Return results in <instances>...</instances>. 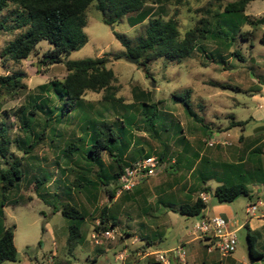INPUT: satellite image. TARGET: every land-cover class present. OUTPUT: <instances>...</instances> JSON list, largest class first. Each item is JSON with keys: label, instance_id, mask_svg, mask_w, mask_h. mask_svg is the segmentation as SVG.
<instances>
[{"label": "rangeland", "instance_id": "rangeland-1", "mask_svg": "<svg viewBox=\"0 0 264 264\" xmlns=\"http://www.w3.org/2000/svg\"><path fill=\"white\" fill-rule=\"evenodd\" d=\"M229 1L233 0H185L181 4L146 3L139 13H128L114 24L104 22L101 11L91 2L85 11L86 24L83 28L87 41L63 57L78 59L106 56L107 65L116 75L115 97L105 99L104 90H87L82 95L81 104L59 119L47 120L49 124H46L45 115L37 109L31 120L30 131H25L21 126L17 117L18 107L23 105L27 111L33 100L39 101L38 96L43 94L39 91L38 84L51 78H63L67 72L65 64L63 61H42L43 51L51 46L47 39L39 40L30 55L21 60H4L0 56V74L15 69H23L26 73L23 78L26 83L24 88L13 95L0 94V222L15 225L17 259L29 254L35 256L36 264H57L66 257L71 258L70 264H118L113 259L112 250L105 251V246H111L114 242L106 240L103 244L94 245L91 240L92 231L102 228L99 221L103 210L110 216V220L114 218L117 221L116 234L126 230L131 232L127 236L129 242L133 235L140 239L139 243L144 242L143 238L150 237L153 240L151 248L159 249L172 238L174 240L176 233L183 238L188 237L185 233L187 230L191 231L193 223L199 219L197 215L173 214L165 224L153 221L154 212L148 203L152 199L151 207L156 208L154 185L172 177L164 166L149 177V182L144 187L146 191H140L136 186L122 191L117 197L114 194L110 196L107 188L99 181L96 164L86 158L79 148L83 143L88 144L91 136V129L86 123L87 117L105 118L109 122L120 123L123 115L132 114L135 115L132 125L128 120L124 127L120 125L121 135L117 143L121 145L119 151L127 149V160L132 153H143L144 156L150 153L159 158L163 151L164 156L159 161L168 166L170 159L182 149L181 143L176 139L179 134H184L193 143L200 139L203 144V137L215 138L217 134L215 130L206 134L205 129L213 124L212 121L215 125L225 124L231 117L230 113L236 118L248 119L257 110L264 118V107L260 105L264 103V92L250 94V89L259 83L258 79L264 86V70L257 67L261 65L257 59L263 58L264 54V22L242 24L240 31H249L244 34L246 38L237 31L234 37L226 40L210 36L198 39L204 51L196 48L180 61L165 57L150 60L147 62V73L141 64L123 56L125 47L114 34L115 30L124 33L134 43L137 37L145 33L148 19L160 15L164 18L173 16L183 35L187 28L201 24V19L208 18L213 23L217 13ZM263 12L264 0H250L244 10L251 20L262 17ZM137 14L142 15L143 19L132 23L130 20ZM19 31L20 29L0 32V52ZM235 49L240 52L241 59L233 53ZM119 54L121 55L116 57ZM219 54L223 55V61L217 60ZM210 81L226 82L229 85L221 87ZM187 89L188 95L182 94ZM174 94L187 99L195 115H191L185 109L183 101L175 98ZM143 101L156 102L152 107H156L154 125L145 123V116L141 112ZM57 104L60 102L57 101ZM245 122L243 129L235 126L228 132L231 140L235 131L250 137L259 132L264 133V119H248ZM262 124L263 126L257 127ZM41 130L43 134L37 138ZM4 137L7 138L6 142ZM70 141L78 147L72 153L66 149ZM4 145L7 147L5 153L2 150ZM115 151L116 149L113 152ZM254 154L260 155L261 163L259 172H256L264 174V152H252L248 163L254 161ZM101 155L104 164L112 172L116 170V163L113 161L115 155H110L108 151H102ZM17 159L18 164L15 161ZM11 165L19 167L22 173L20 177L14 178L11 185L4 187L1 173ZM80 176L83 184L76 185L74 180ZM245 177L242 182L250 189L249 195H240L236 201L243 203L242 208L246 203H255L257 208L254 214L259 216L264 211V188H260L254 177L249 178V174ZM107 186L117 190L116 182L111 179ZM161 196L169 201L177 199H172L167 194ZM210 199L214 198L210 196ZM66 201L76 205L84 214L79 222L83 239L77 243L72 256L66 249L70 220L60 210H53L54 206L60 208ZM243 211L244 208L240 209V214H244ZM235 233L236 248L228 256H220L217 251L207 254V244L202 246V255L207 254L209 256L206 257L212 258L210 264H244L243 258L247 260V264H264V223L256 231L255 243L256 248L263 251L262 258L250 259L246 227ZM114 241H117L116 238ZM205 241L207 240L204 238L203 243ZM121 248L122 245L117 250ZM190 248L191 244H184L187 257ZM135 251L136 249L128 250L129 258L135 261L133 264H157L134 254ZM91 255L96 258L93 260ZM2 263L12 264L13 260H4Z\"/></svg>", "mask_w": 264, "mask_h": 264}, {"label": "trees", "instance_id": "trees-1", "mask_svg": "<svg viewBox=\"0 0 264 264\" xmlns=\"http://www.w3.org/2000/svg\"><path fill=\"white\" fill-rule=\"evenodd\" d=\"M185 0H0V32L12 31L20 29V31L10 39L2 48L0 56L4 60L18 61L26 58L36 48L39 40L47 39L51 46H48L42 53V61L44 62H62L66 67V74L63 78H51L45 82L38 84L39 91L43 96H38L39 101L33 100L30 108L25 111V107L21 105L17 109V117L21 126L25 131L32 128L31 120L35 117L37 109L44 115L46 124L47 120L59 119L60 116L66 115L70 110L75 109L82 103V95L87 90L100 91L104 90L103 98L115 97L116 75L113 69L107 65V57L86 56L78 59L64 58L72 50L78 49L87 41V35L84 32L86 24V8L94 2L95 7L101 11L102 20L108 24H114L128 13H136L146 3H175L181 4ZM250 0H233L227 2L223 6V10L217 13L212 23L208 18L201 19L198 25L189 27L181 35L177 20L173 16L164 18L157 15L148 19L145 33L137 37L132 43L130 37L126 34L114 31L115 36L125 47L123 53L129 56H136L137 62L142 65L145 73L148 72L147 62L158 57H165L168 60L180 61L182 58L189 56L194 49L204 51L203 46L198 43V39L213 38L228 39L235 36L237 31L246 38L245 33L249 31H240L241 25L244 23H261L264 22V15L255 20H251L248 14L244 13L245 7ZM142 15L137 14L130 21L132 23L139 22ZM238 59H241L240 52L235 49L233 52ZM117 55L116 57L120 56ZM223 55L219 54V61H223ZM26 73L23 69H15L11 72L0 74V94L13 95L19 89L24 88L26 83L23 78ZM213 85L226 87L229 83L210 81ZM237 89L239 87H236ZM39 92V93H40ZM189 93V89L182 94ZM174 97L183 101L185 109L195 115L190 109V104L182 95L174 94ZM57 101L60 104H57ZM141 112L145 116V123L154 125L156 117V102L147 103L143 101ZM233 117V114H229ZM54 117V118H53ZM120 123L107 121L105 118L86 119L87 127L91 129V136L88 144H81V152L86 158L94 162L97 166L98 178L109 191V195L114 194L115 189L109 188L107 182L111 179L116 182L124 167L130 161L125 159V153L120 152L121 145L118 140L121 135L120 125L124 127L126 120L130 125L135 120V115L126 114L121 118ZM243 120H230L229 126L241 125L243 128ZM113 124V125H112ZM116 126V127H115ZM181 131L182 128H179ZM131 132V130L129 129ZM41 130L37 138L42 136ZM178 139L184 141V134L177 136ZM4 141L7 138L4 137ZM32 145V144H31ZM66 149L73 152L78 149L77 144L73 141L67 143ZM114 149H116L115 152ZM3 152H7L6 145L2 148ZM102 151H108L110 155H115L113 161L116 163V170L113 172L104 164L102 159ZM162 156L158 159L161 160ZM16 164L19 160H15ZM112 166V165H110ZM113 168V166H112ZM22 171L16 165H11L1 173L4 187L11 185L14 178L20 177ZM82 176L74 180L76 185L83 184ZM39 181V180H37ZM261 183L264 186V174L261 177ZM118 186V185H117ZM203 190L213 193L218 201H231L240 195H249V190L243 182L239 183H221L211 188L204 186ZM44 198V197H43ZM45 199V198H44ZM175 210L172 202L166 203ZM206 207V202L197 196L192 202H182L178 204L176 210L183 215H199ZM54 211L60 210L62 215L67 217L70 222L68 225V235L66 238L67 253L74 255L73 250L77 243L83 239L79 222L84 218V214L74 204L66 201L62 206H54ZM100 225L102 228L114 227L117 221L111 218L105 210L102 211L100 217ZM14 224L2 227L0 229V262L4 260H15L18 257V250L14 244ZM44 229V225H42ZM248 254L250 259L262 258L263 251L255 247L256 237L247 232ZM29 255V254H28ZM31 259L35 260V256ZM94 260V258H93ZM71 258L66 257L57 264H70Z\"/></svg>", "mask_w": 264, "mask_h": 264}, {"label": "crops", "instance_id": "crops-1", "mask_svg": "<svg viewBox=\"0 0 264 264\" xmlns=\"http://www.w3.org/2000/svg\"><path fill=\"white\" fill-rule=\"evenodd\" d=\"M257 62L261 63V65H257V67L264 70V67L262 66L264 65V54L263 58L257 59ZM258 82L259 83H257L255 86H253L252 89H250L251 95H258L264 92V86L260 84V79H258ZM259 97H262V95H259ZM260 105L264 107V103H260ZM260 115L262 114L259 111L254 110L253 113L250 114L248 119H264ZM232 119L243 120L246 122L248 120L236 118L234 115L233 117H230V119L225 124L215 125L214 122L211 120L213 124L205 129V133L209 134L214 132L215 130L217 131L215 138H209L205 136L202 138L203 144L200 139H197V143L195 141L194 143L190 140L188 141L185 135L184 141H181L180 139L176 138L177 141H179V143H181L182 145V149L179 150L180 152L178 151L171 159L168 158L170 159L168 166H166L164 163L161 164L159 161L158 169L159 167L164 166L167 169V172L171 173L172 177L168 181H158L154 185V205L156 206V208L152 209L151 207V203L153 202L152 199H150V203H148V205H150L151 210L154 212L153 221L156 224H165L167 223V221H169L170 215L180 214L176 210L179 203L192 202L195 197L200 196L201 193H205L207 195V200H205L206 207L202 210L201 214L197 215V217L200 218L202 216H209L216 213L221 214L227 218L228 225L230 228L237 231L241 228L246 227L247 232L253 234V236H255L257 240L256 231L258 227L262 226V223H264V211L259 216L257 214H254L255 210L252 213H248L247 206L249 204L246 203L243 207L244 214H240L239 210L243 209V203H237L236 200L239 198V196L231 201L220 202L213 195V193L206 192L205 190H203L204 186H210L213 189L215 188V186L223 182H242L246 179V174H249V178L254 177L255 180L259 182L260 188H264L263 184L261 183L262 174L256 172V170L259 172L261 165L260 155L254 154V161L248 163V159L252 152H264V133L259 132L257 134H253V136L250 137V135H244L243 133L235 131L231 140L229 138L231 136H228V132H230L235 126H239L241 128V125L229 126V122ZM260 126H263V124L258 125L257 127ZM210 140L213 141L212 144H208V141ZM161 154V156H164L163 151H161ZM142 156H144L143 153H132L131 155H128V161L133 162ZM151 176L152 175L139 180L140 182L138 181V183L134 187L137 186L140 191L145 190L144 187L147 186V183L149 182V177ZM212 179H214V182H212ZM149 186L150 184L148 185V187ZM171 190H174V192ZM248 190L250 191L249 188ZM121 193L122 192L118 193L116 190L114 196L117 197ZM163 194L169 195L168 197H171L172 199H175L176 197L177 199L174 200L176 202L166 200L163 196H161ZM210 196L214 199H210ZM168 202H172L175 205V210L172 209L170 206L166 205V203ZM245 213H247L248 215L246 216ZM8 225L10 224L0 222V229ZM114 228H116V226H114ZM154 231L151 232V234H153ZM130 233L131 232L128 230H126V232L124 233H118L116 236L117 241H114V239H109L108 241L114 242V244H112L111 246H105V251L112 250L113 259L116 262H119L118 264H133L135 262L132 258H129V249H136L134 254H139L141 257H146L151 263L157 264L165 263L156 260L152 254L142 255L140 254V252L144 253L151 252L153 250H162L166 252V255L169 257L168 264H210L209 261H212V258L206 256H209L207 254H210L214 251L210 252L206 249L207 254L205 255H202L201 251L203 244L208 243V239H205L207 241H205L206 243H203L204 238L199 236L197 233L193 232L192 229L191 231H186L185 234L188 235L187 238H183V236L178 235V233H176V237L174 238V240L172 238L170 242H167V244L163 248L159 249L151 248V243H153V240L150 237L143 238L144 242L139 243L140 239L133 235L132 237H130L129 242L127 236H129ZM186 243L191 244V248L188 257L185 251L184 262H180L177 259H174V257L167 252L180 244H183L184 247V244ZM121 245L123 248H121V250H117V247ZM119 252H124L126 257L123 259L118 258L117 254ZM220 256L222 255L220 254ZM90 257L96 258L94 257V255H91ZM242 261L244 264H247V260L245 258H243ZM0 264L3 263L0 262ZM12 264H36V261L34 259H31L30 255H23L22 258L13 260Z\"/></svg>", "mask_w": 264, "mask_h": 264}, {"label": "built area", "instance_id": "built-area-1", "mask_svg": "<svg viewBox=\"0 0 264 264\" xmlns=\"http://www.w3.org/2000/svg\"><path fill=\"white\" fill-rule=\"evenodd\" d=\"M213 141H208L212 144ZM159 166L158 156L155 154H147L138 158L124 167L123 171L117 178V192L132 189L139 180L144 177L154 175ZM200 197L205 201L207 195L201 193ZM257 208L255 203H250L247 206V212L252 213ZM192 231L199 236L208 239L206 245L207 251H217L221 255H227L233 252L236 248L237 236L236 231L229 227L227 218L221 214H212L209 216H202L193 223ZM117 236L114 227L96 228L91 233V240L94 245L103 244L106 240H113ZM170 255L180 262L185 261V250L182 245H178L169 251ZM142 255L152 254L156 260L165 264L169 263V257L166 252L162 250H153L151 252H140ZM117 257L123 259L126 257L124 252H119Z\"/></svg>", "mask_w": 264, "mask_h": 264}, {"label": "water", "instance_id": "water-1", "mask_svg": "<svg viewBox=\"0 0 264 264\" xmlns=\"http://www.w3.org/2000/svg\"><path fill=\"white\" fill-rule=\"evenodd\" d=\"M124 57H126L128 60L132 61V62H137L138 58L136 56H129L126 54H123Z\"/></svg>", "mask_w": 264, "mask_h": 264}]
</instances>
